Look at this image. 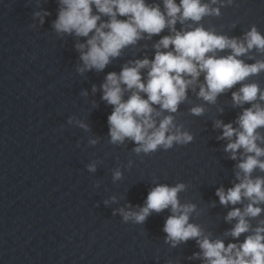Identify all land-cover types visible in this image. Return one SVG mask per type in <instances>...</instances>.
I'll return each mask as SVG.
<instances>
[{
	"label": "water",
	"instance_id": "95a60500",
	"mask_svg": "<svg viewBox=\"0 0 264 264\" xmlns=\"http://www.w3.org/2000/svg\"><path fill=\"white\" fill-rule=\"evenodd\" d=\"M203 2L220 8L221 15L200 22L178 20L175 31L167 27L159 35L141 33L103 71L81 72L77 46L86 45L91 36L57 32L60 0H0V264H208L196 239L178 247L166 242L163 229L171 209L153 212L144 224L124 221L119 210L139 211L149 192L161 184L186 185L179 200L195 205L190 223L200 227L201 239L239 246L264 227V213L247 217L251 231L233 237L238 221L227 217L251 201L225 206L216 195L218 189L233 188L244 175L238 167L241 160L225 151L230 141L221 139L223 129L216 124L239 128L240 115L252 104L235 105L232 93L245 84H258L264 93V71L221 94L215 103L199 96L206 84L201 73L176 113L153 105L160 113L154 114L157 126L172 116L176 127L193 134L188 145L137 153L134 141L113 143L109 134L108 117L114 108L103 99L107 76L135 67L137 61H153L157 51H174V46L157 49L164 37L199 27L238 39L253 26L264 33V0ZM147 3L159 5L166 14L164 0ZM93 12L101 15V24L110 22L95 8ZM231 54L230 49L215 53ZM238 59L255 64L264 61V53L252 50ZM149 71L150 66L141 69L144 83ZM123 87L125 101L138 91ZM255 103L264 106V100ZM198 106L205 109L201 116L191 112ZM258 133L264 136V127ZM258 144L264 148V142ZM243 154L241 149L237 155ZM89 165L97 171L89 172ZM117 171L120 180L114 179ZM251 178H264V171L257 168Z\"/></svg>",
	"mask_w": 264,
	"mask_h": 264
},
{
	"label": "clouds",
	"instance_id": "9594fccd",
	"mask_svg": "<svg viewBox=\"0 0 264 264\" xmlns=\"http://www.w3.org/2000/svg\"><path fill=\"white\" fill-rule=\"evenodd\" d=\"M60 3L62 7L54 23L57 32L75 33L78 37L91 36L86 45L77 46L84 65L80 68L81 72L92 69L103 71L112 58L120 55L122 49L140 39L141 33L159 35L167 27L175 31L178 20L181 23L186 20L200 22L205 16L221 15L220 8H212L203 0H179V3L177 0H164L166 14L159 5L150 6L147 0H60ZM212 3H221V0H212ZM226 3L233 4L235 0H226ZM93 8L103 16L110 17V22L101 24V15L94 14ZM171 46H174V51H157L153 61H137L135 67H125L121 73L107 76L102 86L103 99L114 108L108 117L113 143L122 144L130 139L138 145L135 151L145 154L156 152L161 147L169 150L177 144L188 145L194 141L193 134L176 127L172 116L164 118L157 126L154 114L158 116L160 113L155 111L153 105L176 113L180 104L187 99L189 86L199 80L201 73L205 74L206 84L201 85L199 96L206 102L215 103L221 94L264 71V61L246 64L238 59L252 50L264 53V33L255 26L243 39L217 35L203 27L177 31L174 36L164 37L157 49ZM227 49L231 50V55H215ZM149 66V79L144 83L141 69ZM185 76L191 79L186 80ZM125 85L128 90H138L126 101L123 99ZM140 93H146L148 98L144 99ZM232 97L235 105L252 104V107L246 108L240 115L237 121L239 128L222 121H218L216 126L223 129L221 139L230 141L225 151L232 153L233 160H241L238 167L244 175L238 177L240 183L227 192L223 188L218 189L216 195L225 206L236 205L245 198L251 201L243 211L235 208L227 217L230 222L238 221L231 235L239 238L251 231L246 218L264 213V208L256 206L264 204V178H251L257 168L264 171V160L261 159L264 148L258 144V141L264 142V136L258 133V129L264 127V106L255 103L264 100V93L258 84H245L239 92H233ZM204 111L199 106L191 109L195 116L203 115ZM241 149L244 154L238 156ZM88 171L95 173L97 168L89 165ZM121 178V172L114 173L115 180ZM185 190L183 183L157 185L149 192L145 206L139 211L122 208L119 212L126 223L134 221L144 224L153 212L171 209L172 215L166 220L163 231L167 234L166 242L172 247L196 239L208 264H264V227L256 228L255 234L247 236L239 246H226L222 240L213 241L207 237L201 239L203 234L200 227L190 223V214L195 211V205L181 204L179 200V193Z\"/></svg>",
	"mask_w": 264,
	"mask_h": 264
}]
</instances>
